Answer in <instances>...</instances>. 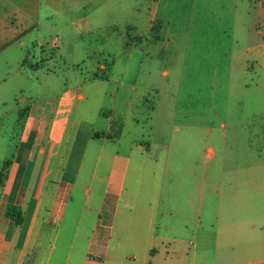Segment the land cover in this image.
I'll use <instances>...</instances> for the list:
<instances>
[{"label":"crops","instance_id":"crops-1","mask_svg":"<svg viewBox=\"0 0 264 264\" xmlns=\"http://www.w3.org/2000/svg\"><path fill=\"white\" fill-rule=\"evenodd\" d=\"M33 1L0 0V67L19 75L0 76V146L17 133L15 152L0 157V264H264V33L240 15L230 43L213 45L211 110L191 120L174 101L197 77L158 78L150 60L146 74L144 60L134 77L69 76L58 88L41 44L29 61L28 28L14 19ZM7 115L15 121L3 123ZM215 123L222 155L211 169L182 153L186 138L170 155L168 127ZM91 142L93 169L77 187ZM7 206L20 209L19 224Z\"/></svg>","mask_w":264,"mask_h":264},{"label":"rangeland","instance_id":"rangeland-1","mask_svg":"<svg viewBox=\"0 0 264 264\" xmlns=\"http://www.w3.org/2000/svg\"><path fill=\"white\" fill-rule=\"evenodd\" d=\"M4 6L5 3L0 2V11ZM29 6L33 8L31 11L16 14L14 19L20 27L28 28L24 40L28 43L29 61L33 62L40 50L37 44H41V50L51 59L47 63L48 74L55 75L53 79L58 88L69 76L96 73L117 77L124 69L127 77H134L139 63L144 60L146 67L142 68V74H146L150 60L153 65L149 70L158 78L165 72L169 79L181 75L197 77L191 83H183L188 90L186 98L179 94L174 101V109L185 108L191 120L198 112L211 110L213 45L230 43V29L240 15L247 18V26L264 33V0H56L53 6L47 0H34ZM54 40H57V49L51 46ZM16 50L13 47L7 52H12L15 58L19 53ZM126 61H129L128 67H125ZM100 65H104L105 70H101ZM8 68L0 67V76L7 77L8 72L9 80L15 81L19 75L9 72L15 70L13 66L5 71ZM23 83H27L25 79ZM113 87L111 84L109 91ZM24 88L27 93L35 92L29 83ZM116 96L119 114L124 110L120 106L123 95L117 93ZM20 97L22 95L17 98ZM147 99L152 101L151 97ZM15 119V115H7L2 122L8 124ZM221 132L215 123L202 130L168 127L165 134L171 138V156L177 154L176 139L186 138L181 144L182 153L199 157L200 166L211 169L222 155L213 137ZM16 134L14 131L11 148L0 146V157L9 159L15 152ZM209 148L214 150L213 158ZM98 149L99 144L95 142L88 146L77 187L84 185L92 171L93 154ZM113 149L110 145L109 152ZM108 169L99 164L98 173L105 177ZM175 171L174 179L179 180L180 170L174 164Z\"/></svg>","mask_w":264,"mask_h":264},{"label":"trees","instance_id":"trees-1","mask_svg":"<svg viewBox=\"0 0 264 264\" xmlns=\"http://www.w3.org/2000/svg\"><path fill=\"white\" fill-rule=\"evenodd\" d=\"M8 165V162H5L2 166V171L6 170V167ZM4 174L0 175V185L2 184L4 178ZM5 216L9 219H11L13 222H15L16 224L20 223V218H21V213H20V209L16 206H7L5 209Z\"/></svg>","mask_w":264,"mask_h":264},{"label":"built area","instance_id":"built-area-1","mask_svg":"<svg viewBox=\"0 0 264 264\" xmlns=\"http://www.w3.org/2000/svg\"><path fill=\"white\" fill-rule=\"evenodd\" d=\"M52 43H53V46H56L57 40H54Z\"/></svg>","mask_w":264,"mask_h":264}]
</instances>
